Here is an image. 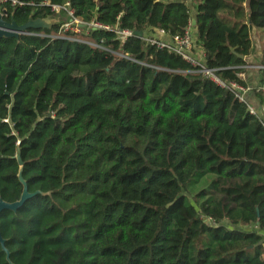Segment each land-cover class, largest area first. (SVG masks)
Returning a JSON list of instances; mask_svg holds the SVG:
<instances>
[{
    "label": "trees",
    "instance_id": "1",
    "mask_svg": "<svg viewBox=\"0 0 264 264\" xmlns=\"http://www.w3.org/2000/svg\"><path fill=\"white\" fill-rule=\"evenodd\" d=\"M17 1L6 6L17 26L67 2L109 29L90 35L109 52L0 42V201H20V171L30 196L0 212L9 263L264 264L263 119L148 42L155 30L182 36L194 2L203 66L244 87L264 0ZM114 29L143 37L120 43Z\"/></svg>",
    "mask_w": 264,
    "mask_h": 264
},
{
    "label": "built area",
    "instance_id": "2",
    "mask_svg": "<svg viewBox=\"0 0 264 264\" xmlns=\"http://www.w3.org/2000/svg\"><path fill=\"white\" fill-rule=\"evenodd\" d=\"M1 8L0 12L4 16V18L8 17V12L6 6L10 9H15L20 7L21 4L17 0H0ZM51 12L53 14L61 13L65 16V20L63 23H60L57 26V32L53 33L52 35L46 36L44 34H38L35 32H28L23 36L27 37H44V38H51L57 40H64L69 41L77 44H81L87 46L94 50H101L105 52H109L103 48L102 43L92 42L90 39L91 33L98 32V31H109L108 28L103 27L102 25L98 24L95 21H92L88 24H84L79 18L75 17V14L69 8V4L66 2L62 7H52ZM191 24L185 30L182 36H175L169 37L167 42H162L160 40L154 39L149 40V44L155 46L158 50H165L168 53L174 54L175 56L181 58L184 62L196 68L195 74L200 75L201 78L210 81L214 85L218 86L222 89H227L234 94V97L241 103L246 104L245 96L247 93L246 88L232 82H223L220 80L216 75L214 70L206 69L203 66L202 61L198 60L194 56V41L191 34ZM117 40L120 43H124L130 37H133L134 33L129 31H120L114 29ZM71 35H68V34ZM162 33V32H161ZM163 34V33H162ZM165 35V34H164ZM121 59H126L124 56H118ZM258 71L264 70V67H257ZM257 92L264 93V80L260 83L257 88ZM248 112L251 116H258L263 119L264 121V107L262 108L261 112L258 114L256 113L251 107L248 105ZM264 123V122H263Z\"/></svg>",
    "mask_w": 264,
    "mask_h": 264
},
{
    "label": "crops",
    "instance_id": "3",
    "mask_svg": "<svg viewBox=\"0 0 264 264\" xmlns=\"http://www.w3.org/2000/svg\"><path fill=\"white\" fill-rule=\"evenodd\" d=\"M191 20H194L195 11L190 8ZM191 34L194 41V56L203 61V52L202 49L196 44V30L191 28ZM150 36L152 38L160 40L162 42H167L169 37L162 34L159 31H153ZM251 41L253 53L252 55L245 59L246 66L243 67V73L238 76V78L245 84L247 93L245 96L246 104L249 105L256 113H260L263 106L260 104L259 100L255 97V92L257 91L258 86L261 83V78L259 71L256 69L259 67L262 59V42H264V31L252 29L251 31Z\"/></svg>",
    "mask_w": 264,
    "mask_h": 264
},
{
    "label": "water",
    "instance_id": "4",
    "mask_svg": "<svg viewBox=\"0 0 264 264\" xmlns=\"http://www.w3.org/2000/svg\"><path fill=\"white\" fill-rule=\"evenodd\" d=\"M0 8H1V2H0ZM13 13L10 15L9 21H7V18H4V16L0 12V42L7 39H14L18 40L21 36L28 32H39V31H51L52 28H54L58 22L60 17L55 14L51 17H48L46 19H33V15L31 14L27 23L23 26H17L16 23L13 20ZM191 26H195V21H191ZM137 38H142L143 34L141 32H134L133 34ZM242 59L241 57H239ZM18 164L20 167H22V163L20 159L18 158ZM18 181L23 187V192L20 198V201L13 203V204H5L2 201H0V212L7 210L10 212L17 211L23 203L30 197L26 190L25 182L22 180L21 177V171L18 175ZM0 248L2 253L6 257V261L9 262V253L6 251L4 247V241L2 240L0 236ZM10 264V263H9Z\"/></svg>",
    "mask_w": 264,
    "mask_h": 264
},
{
    "label": "rangeland",
    "instance_id": "5",
    "mask_svg": "<svg viewBox=\"0 0 264 264\" xmlns=\"http://www.w3.org/2000/svg\"><path fill=\"white\" fill-rule=\"evenodd\" d=\"M188 5H189V9H190V8H191V9H194V2H190ZM54 15H55V14H54ZM57 15L60 17L59 22H58V24H57V25H59L60 23H63V22H64V20H65V16L62 15L61 13H58Z\"/></svg>",
    "mask_w": 264,
    "mask_h": 264
},
{
    "label": "flooded vegetation",
    "instance_id": "6",
    "mask_svg": "<svg viewBox=\"0 0 264 264\" xmlns=\"http://www.w3.org/2000/svg\"><path fill=\"white\" fill-rule=\"evenodd\" d=\"M2 252V251H1ZM5 256V255H4ZM5 259H6V257H5ZM7 262V261H6ZM8 264H9V262H8Z\"/></svg>",
    "mask_w": 264,
    "mask_h": 264
}]
</instances>
